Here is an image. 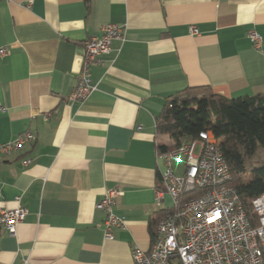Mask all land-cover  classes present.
I'll list each match as a JSON object with an SVG mask.
<instances>
[{
	"label": "crops",
	"instance_id": "crops-1",
	"mask_svg": "<svg viewBox=\"0 0 264 264\" xmlns=\"http://www.w3.org/2000/svg\"><path fill=\"white\" fill-rule=\"evenodd\" d=\"M108 24L124 38L92 67L91 96L70 104L85 42ZM0 48V146L35 136L0 154V213L27 212L1 231L0 264H133L171 204H156L160 147L174 145L157 119L189 87L264 95V0H0ZM114 188L126 226L107 241L96 207Z\"/></svg>",
	"mask_w": 264,
	"mask_h": 264
},
{
	"label": "built area",
	"instance_id": "built-area-1",
	"mask_svg": "<svg viewBox=\"0 0 264 264\" xmlns=\"http://www.w3.org/2000/svg\"><path fill=\"white\" fill-rule=\"evenodd\" d=\"M191 34H199L195 26ZM123 38L122 28L108 24L100 36L85 42L83 66L68 98L70 104L91 96L95 90L92 67L101 65L113 42ZM248 38L261 50L262 37L256 31H250ZM7 54L6 48H0V56ZM34 140L31 132L23 133L0 146V154L20 150ZM158 160L164 167L160 175L164 190L157 191L156 204L163 209L165 197L171 204L163 209L151 249L144 252L136 248L133 264H264V192L250 202L253 215H249L232 185L231 171L212 131L202 132L197 140L176 149L159 152ZM180 162L184 163V173L177 175L174 164ZM121 196L123 191L118 188L107 190L96 207L105 215L107 241L114 239L115 229L126 226L114 210ZM26 216L21 205L2 211L0 232L14 235Z\"/></svg>",
	"mask_w": 264,
	"mask_h": 264
},
{
	"label": "trees",
	"instance_id": "trees-1",
	"mask_svg": "<svg viewBox=\"0 0 264 264\" xmlns=\"http://www.w3.org/2000/svg\"><path fill=\"white\" fill-rule=\"evenodd\" d=\"M206 131L219 140L232 185L253 215L250 202L264 192V95L227 98L209 87H189L168 97L156 132L174 145L161 146L160 152L195 141Z\"/></svg>",
	"mask_w": 264,
	"mask_h": 264
},
{
	"label": "rangeland",
	"instance_id": "rangeland-1",
	"mask_svg": "<svg viewBox=\"0 0 264 264\" xmlns=\"http://www.w3.org/2000/svg\"><path fill=\"white\" fill-rule=\"evenodd\" d=\"M182 164H179V167H181ZM178 165H176V174L177 175H182L184 173V170H181V169H177Z\"/></svg>",
	"mask_w": 264,
	"mask_h": 264
}]
</instances>
